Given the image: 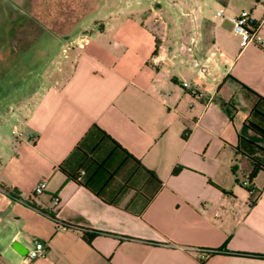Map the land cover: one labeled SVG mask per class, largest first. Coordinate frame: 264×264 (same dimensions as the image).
<instances>
[{"label": "crops", "instance_id": "1", "mask_svg": "<svg viewBox=\"0 0 264 264\" xmlns=\"http://www.w3.org/2000/svg\"><path fill=\"white\" fill-rule=\"evenodd\" d=\"M57 3L0 0V27ZM78 9L44 35L58 64L0 148V264H264V0ZM241 11L260 46H239ZM33 37L0 31V68L23 72ZM37 242L46 258L26 262Z\"/></svg>", "mask_w": 264, "mask_h": 264}, {"label": "rangeland", "instance_id": "2", "mask_svg": "<svg viewBox=\"0 0 264 264\" xmlns=\"http://www.w3.org/2000/svg\"><path fill=\"white\" fill-rule=\"evenodd\" d=\"M100 1L103 0H86L85 3L83 0H59V3L51 9H39L38 12L29 9V15L31 11L33 12V16L31 17L33 18V24H26L20 27L12 22L11 25L4 26V29L7 27V30H11L13 35L15 33H22L34 35V37L39 36V38L35 42L33 41L34 44L31 43L30 39L9 42L13 48L20 45L19 47L23 49V51L30 44H32L33 47L26 52L28 54H23V61L25 62L23 72H17L18 69L17 71L16 69L8 71L0 68V148L3 147L4 142H7V139L13 141L16 138L12 134V129L14 127L19 131H25L26 134V129L22 124L23 113L25 111L19 103H26V107L29 108L33 107L38 100V94L43 90L44 85L48 81L52 69L48 68L45 70V66H49L53 61H55L56 65L58 64V58L47 57V52L49 51L50 54L51 50L55 48H51V41L48 42L44 35H53L54 32H52V27H56L54 24L57 23V21H62L64 19L68 23L69 20H72L75 14L78 13V4L80 5V11L82 13L84 6H86V10L89 12L92 8V4H98ZM20 3L19 1L16 5H20ZM57 6H59V8ZM5 11L6 18L11 20L14 17L11 10L6 9ZM62 26L61 23L59 28L62 29ZM3 30L1 26L0 31ZM9 60L10 58L6 59V61H8L6 65L13 66L14 60L11 62ZM50 60L51 62H49ZM4 148V153L8 152V149H6V147Z\"/></svg>", "mask_w": 264, "mask_h": 264}, {"label": "built area", "instance_id": "3", "mask_svg": "<svg viewBox=\"0 0 264 264\" xmlns=\"http://www.w3.org/2000/svg\"><path fill=\"white\" fill-rule=\"evenodd\" d=\"M217 15H221L220 12ZM232 32L239 38V46L241 48L248 45L260 46L262 43V38L259 35V31L263 25V20H256L249 12L241 11L236 16L230 18ZM183 89H185L189 94L194 95L193 90L187 85L182 84ZM12 134L16 138H22L24 136L23 131H19L17 128L12 129ZM30 138H33V135H29ZM84 174L81 172L80 175ZM45 182H40L34 188V194L40 195L45 189ZM57 201V199H56ZM212 253V252H211ZM36 258H46L44 246L41 243H35L34 248L30 250L27 254L26 262L34 260Z\"/></svg>", "mask_w": 264, "mask_h": 264}, {"label": "trees", "instance_id": "4", "mask_svg": "<svg viewBox=\"0 0 264 264\" xmlns=\"http://www.w3.org/2000/svg\"><path fill=\"white\" fill-rule=\"evenodd\" d=\"M253 113L259 114V112L256 108L253 109ZM255 129L258 133H260L264 137V127H260V128L255 127ZM251 161L254 163L253 173H255L258 170L264 169V166L260 162H258V160L251 159ZM4 191H5V193H8L10 196L14 195L13 192H11V191H7V190H4ZM30 206L34 207L32 204H30ZM84 237L86 238V240H88V241L90 240V235L84 234Z\"/></svg>", "mask_w": 264, "mask_h": 264}]
</instances>
